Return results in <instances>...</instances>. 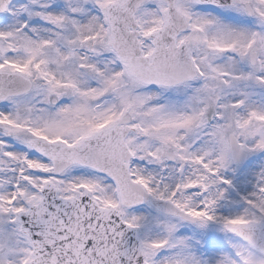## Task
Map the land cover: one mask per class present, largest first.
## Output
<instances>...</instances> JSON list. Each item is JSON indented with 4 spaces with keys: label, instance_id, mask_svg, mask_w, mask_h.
<instances>
[{
    "label": "snow or ice",
    "instance_id": "1",
    "mask_svg": "<svg viewBox=\"0 0 264 264\" xmlns=\"http://www.w3.org/2000/svg\"><path fill=\"white\" fill-rule=\"evenodd\" d=\"M0 264H264V0H0Z\"/></svg>",
    "mask_w": 264,
    "mask_h": 264
}]
</instances>
